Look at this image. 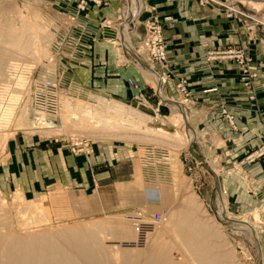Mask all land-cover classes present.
<instances>
[{
    "label": "rangeland",
    "instance_id": "obj_1",
    "mask_svg": "<svg viewBox=\"0 0 264 264\" xmlns=\"http://www.w3.org/2000/svg\"><path fill=\"white\" fill-rule=\"evenodd\" d=\"M240 1H244L243 4L248 6L252 13L256 12L260 18L262 17L261 20H264V0H258L263 3L257 7L255 4L245 3L246 0ZM58 6L56 0H0V53L11 48L8 40L14 34L24 32L30 37L31 43V47L24 55H18L19 57L16 59L14 55L10 57L13 59L7 64L11 65L6 66L10 67L9 69L0 62V234L14 230L23 232L25 227L34 232L40 230L48 232L52 228L64 226L66 223L84 221L83 224H86L89 220L125 211L147 216L151 223L158 228L160 239L168 242L174 251L172 255L175 258L180 257L182 264H198L167 228L165 222L168 212L176 211L177 213L182 210V198L187 197L193 200L192 210L188 214L189 218L204 223L203 232L211 231V235L203 233L201 238H205L203 240L204 247L208 250V256L214 264H264V210L258 206V202L254 199L255 206L254 202L244 199L243 201L246 203L243 205L244 202H239V208V204L234 199H230L229 192L225 190L228 189L226 187L229 186L231 178H233L231 171L234 175L240 173L241 178L245 176L242 174L243 171H239L240 162L247 166L252 162L264 159V157H260L252 162H246L262 141L260 133V142L239 155V164L234 161L221 165L214 151L209 159L204 156L203 158L206 160L204 161L197 146L194 145L192 151L188 148V138L190 137L187 136L189 133L187 134L185 131L184 115L177 121L178 123H173L170 118L179 111L172 107H169V110L164 109L149 90L144 93L140 92L139 99L134 96L135 98L128 101L104 94L100 97L97 96L100 95L99 93L93 91L89 92L87 98H81L75 95L71 89L67 90L70 93L67 96L63 91L64 87H60L61 106L56 113H47L36 108L31 101L35 84L49 79L57 82L63 77L62 70H59L57 65L58 56L55 54L53 43L56 40L53 24L56 21ZM226 19L230 20V18ZM230 22L233 24L230 29L235 34H241L244 32L243 28L248 29L252 25L242 16L230 20ZM48 29L50 30L48 31ZM14 30L16 31L14 32ZM47 32L52 33V37L46 44L42 36ZM254 32H257L258 38L261 35L264 37L263 28H256ZM143 35L139 40L137 50L142 48ZM103 42L117 46L112 41ZM211 48L225 50V52L228 48L247 50L246 45L239 37L229 40V42L225 41L220 47L213 46ZM211 48H208L206 52H209ZM14 50L16 48H13ZM206 52L204 53L206 60H219L218 58H208ZM248 52L249 67L254 74L251 79L252 86L254 79L258 76L259 69L252 63L250 51ZM140 54L141 57L147 59L144 53L140 52ZM223 61L228 65L236 66L233 58H224ZM104 62L105 60L101 59L99 64ZM12 66L13 68H11ZM152 70L156 73L154 67ZM159 73L163 74L162 71ZM240 75L241 73L238 72V78L241 81ZM161 77L163 76L161 75ZM146 80L153 84L148 75H146ZM247 81L250 82V79ZM241 82L243 84V81ZM126 84L133 89L128 82ZM91 93L95 95L90 96ZM63 95L69 98V107L62 104L66 99L63 98ZM84 107H88L92 111L98 110V113L106 119L102 117L103 119L100 118L101 122L95 123L94 119L83 110ZM37 111L42 112L48 119H52V124H42L44 128L38 129L39 125L33 118ZM155 120H159L161 125H168L172 131H162L155 125ZM165 131L167 135L164 134ZM20 136L26 139L24 148L29 151V157L17 159L16 155L7 152L6 144L12 141L10 138ZM39 141L46 142L49 148L58 146L71 154L88 153L91 144L107 146L111 143L115 148H124L121 149L124 155L121 159L116 160L113 166L106 165L105 161L90 165L84 174L85 166L77 167L74 174L70 175L76 176L73 183L63 182L58 185L52 182L41 185L37 183L40 177H36L37 182L30 180V176L36 168V161L30 157H36L35 149L38 151L46 146L38 143ZM100 149L102 150L101 147ZM114 151L116 153L118 148ZM147 154L153 155L154 158L149 159ZM261 163L264 164V160H261ZM137 167L139 171H137ZM214 169L218 171L220 181V174L229 172L230 175L224 179L227 180L224 181V186L221 185L218 188L214 185L215 182L212 179V174H215ZM58 170L56 168L49 174L55 175L59 173ZM105 170L109 171L108 178L94 180L96 173ZM85 172H87L86 180H89V184L77 179L80 177L83 181ZM109 183L113 186L100 187L102 184L109 185ZM145 186L160 190L159 202L150 203L144 200ZM260 187L263 189V186ZM262 189L260 190L263 191ZM219 195L224 196L225 203H223L224 200L221 202L217 200ZM239 197L240 194L235 199L238 200ZM178 202L180 203L178 204ZM41 204L42 208L39 207ZM252 209L254 210L250 211ZM227 216L235 220L230 221ZM241 220L246 222L241 223ZM152 242L153 240L149 239L144 248L138 250H131L128 245L126 246L130 255H141L142 250H145L142 255L144 260L154 248L161 244V241H158L156 245L153 244L150 247ZM106 243H114L108 249L112 250L113 262L118 260L116 263L121 264V245L115 244L114 241ZM146 245L149 246L146 247ZM137 261L138 257H131L129 263L136 264Z\"/></svg>",
    "mask_w": 264,
    "mask_h": 264
},
{
    "label": "crops",
    "instance_id": "obj_2",
    "mask_svg": "<svg viewBox=\"0 0 264 264\" xmlns=\"http://www.w3.org/2000/svg\"><path fill=\"white\" fill-rule=\"evenodd\" d=\"M199 1L103 0L99 5L90 4L88 11L77 18L78 23L88 21L91 26L89 28L93 35L90 36L93 40L87 42L90 48L83 53L81 48L74 49L68 42L55 51L58 56V68L63 71L60 83L62 86L69 85V89L81 98H87L89 92L93 91L99 93L97 96L100 97L104 94L130 101L135 98L134 96L139 99L140 92L149 90L164 109L169 110V107H172L184 115L185 131L191 135H187L190 137L187 146L191 151L195 145L204 161H206L204 156L209 159L215 152L221 165L234 161L239 164V155L260 142L259 133L264 129V37L261 35L262 32L261 37H257L254 29L259 27L253 24L248 29L243 28L244 34L233 33L230 29L233 24L225 18L220 7L212 2L200 4ZM56 4L59 5V9L56 11L55 22L58 27L55 30L56 36L61 37L59 33L66 32L70 25L75 26V23L66 17L65 12L68 10L71 15L74 14L72 6L75 2L56 0ZM152 16L159 19L169 17L162 31L169 70L165 73V68L153 65L156 71L164 73V78L154 73L150 63L135 52L144 33L145 22ZM82 34L87 35V32L83 31ZM112 36L120 40L118 47L103 42L110 41ZM238 37L250 51L252 63L259 69L251 88L244 86L239 80L235 65H228L222 60H206L204 55L208 48L220 47L225 41L229 42ZM127 41L132 42L133 46L128 45ZM101 59L105 60L103 64H99ZM146 75L154 76L152 77L154 84L146 80ZM127 79L137 83L140 90L128 87ZM178 79L185 80L190 92L191 99L186 102H181L182 98L175 89L174 85ZM223 90H230L228 106H231L234 113V127H229L228 122L223 120L218 109L210 102ZM10 139L12 141L6 144L9 154L16 155L17 159L29 157V151L24 148L25 137ZM38 143L46 146L38 151L35 149L36 157H30L36 161V168L30 180L37 182L36 177H40L37 183L41 185L52 182L58 185L63 182L73 183L76 176L70 175L74 174L77 167L85 166L84 174L90 165L105 161L106 165L113 166L116 160L124 155L121 150L124 148L117 147L118 151L115 153L114 150L117 148L111 143L107 146L91 144L89 152L85 154H71L58 146L49 148L44 141ZM56 168L59 169V173L49 174ZM239 171H243L244 179L240 177V173L234 175L232 171L230 172L233 178L226 187L228 189H225L229 192V198L234 199L239 208V202L243 203L244 199L254 202V206L256 200L258 206L264 210V164L261 160L247 166L240 162ZM18 173L20 174V171ZM228 173L220 174L221 181L212 174L214 185L218 188L224 186V179ZM86 175L87 172L83 181L80 177L77 179L89 184ZM109 176V171L105 170L96 173L94 180ZM112 186L110 183L100 185ZM260 186H263V189ZM159 192V189L154 190L150 186H145L144 200L150 203L159 202ZM238 194L240 197L236 200ZM217 200L226 202L223 195H219Z\"/></svg>",
    "mask_w": 264,
    "mask_h": 264
},
{
    "label": "bare ground",
    "instance_id": "obj_3",
    "mask_svg": "<svg viewBox=\"0 0 264 264\" xmlns=\"http://www.w3.org/2000/svg\"><path fill=\"white\" fill-rule=\"evenodd\" d=\"M245 3L255 4L257 7V5H261L263 2L262 1L259 2L258 0H246ZM87 11L88 10L77 9L74 12V14L71 15L68 10H65L66 17L69 18L70 21L74 22L75 26L77 25L76 23L77 15L83 16V14L86 13ZM222 12L225 16V13L223 10ZM252 15L257 16L258 14L253 11ZM258 18L259 19H255V22H254L255 24L253 25L257 26L259 25L258 24L259 22L264 26V20H261L260 17ZM53 25L55 28L58 27L56 22ZM163 28H164V24L161 28V33L163 31ZM49 30L50 29H48V31ZM15 31L16 30H14V32ZM55 35H56V30H55ZM42 37L45 43L47 44L51 40L52 33L47 32ZM31 38H33L32 35H31ZM110 41H112V43H115V44H117V41H118L117 47L120 44V40H118L114 36L110 38ZM53 43H54V51H57L63 46H65L68 42L65 40L62 41V37L56 36V40H54ZM8 44L10 45L11 48L9 50L7 49L8 51L6 52L0 53V57L2 58L0 62L1 64H4L5 67L7 65H11V64H7L8 61L13 59V58L10 59L11 56L14 55L16 59V57H19L18 55H24L27 52L28 48L31 47L30 37H28L24 32H22L21 34H14L13 37L12 36L9 37ZM127 44L130 46L131 45L133 46L132 42L130 41L129 42L127 41ZM12 47L16 48V50L13 51ZM36 50L38 51V49ZM42 50H45V49L42 48ZM164 50L166 54V42L164 43ZM135 52H137L138 56L141 55L140 50H135ZM36 55H37V52H36ZM45 56H47V54H45ZM145 60L147 59L145 58ZM148 62H150V65L152 66L151 69H153L154 64H152L150 60ZM167 65H168V60H167ZM155 66L158 67V65L156 64ZM11 68H13V66ZM156 73L160 76L161 75L163 76L164 74V73L160 74L158 71H156ZM62 75H63V71H62ZM152 77L154 78V76ZM152 77H150V80L154 84V80ZM137 86H138V89H135V90L139 91L140 87L138 84ZM60 87H66L64 88L63 91L66 93L67 96L68 94H70L67 91L70 86L69 85L61 86L60 80H58L57 82L55 80H50V79L41 81L38 84H35L34 90L31 94V101H33L34 105L38 109H42L46 111L47 113H56L61 106V103H60V100H61V97H60L61 90L60 89L61 88ZM46 89H53V90L51 92H47ZM66 95H63L64 96L63 98H66V99H64V102L62 104L69 107L70 101L68 100L69 98ZM183 101L186 102L185 100L182 99L181 102ZM83 110H85L87 114H89L91 118L94 119L95 123L97 121L101 122V119L103 118L106 119V117H104L103 115L101 116V114L98 113V110L92 111L88 107H84ZM33 116H34L33 117L34 121L37 122L39 126L41 125V127L38 126V129H42L43 127L42 124H49V125L52 124V119H48V117H46L42 112L37 111ZM181 117H183L182 114L178 112L177 114H174L170 119L172 120L173 123H176L179 119H181ZM105 123H108V122H105ZM155 125L161 128L162 131L163 130L172 131V128H169L168 125H163V124L161 125V122L159 120H155ZM164 134L167 135L166 131L164 132ZM216 171L217 170H215L214 173H215V176L218 178L219 177L218 171L217 172ZM224 181H227V180H224ZM179 203L180 202H178V204ZM192 206H193L192 199L187 198V197H185V199L182 198V205H181L182 210L177 213L176 211L175 212L173 211L171 213L168 212L167 219L165 217L167 228L180 241L181 245H183V247L186 249L189 255L198 264H214V262L211 261L208 256V253H207L208 250L204 247L203 240L205 238H201L203 233H206L207 235L208 234L211 235V231L205 230L203 232L205 228L204 223L196 222L195 220L189 218L188 214L189 212H191ZM39 207L42 208L43 205L41 204ZM255 217L257 216L255 215ZM227 218L230 221L235 220L233 218H230L229 216H227ZM244 222L246 221L241 220V223H244ZM83 223L84 221H81L80 223L79 222L66 223L64 224V226L57 227L54 229L52 228V230H49L48 232L47 231L41 232V230L38 232H34L28 227H25L24 228L25 230L23 232H18L15 230L13 232H8V233L3 232L0 234V264H115L118 260L116 262H113L114 260L112 259H114L113 258L114 256H113L112 250L108 249L114 243H111V244L106 243L110 241L116 242L115 244H118L119 246L121 245L120 246V251L122 253V263L121 264H130L129 261L131 257H134V258L138 257V261L136 264H141V263L143 264H182L181 258L180 257L175 258L172 255V252H174L172 247H170L167 241L160 239L158 228H156V226L151 223V220L148 219L147 216L145 215H142V214L135 215V214L127 213L124 211V212H119L117 214H112V215L103 216V217L89 220V222H87L86 224H83ZM149 239L153 240V242L150 244V247L153 244L156 245L158 241H161V244L160 246L154 248L151 254H149L146 257V259L143 260L144 257H142L143 252H145V250L144 251L142 250L141 255L139 254L130 255V251L127 250L126 245H128L131 250L132 249H135V250L142 249L144 248L145 244L148 242ZM122 245L124 246L122 247ZM147 246L149 245H146V247Z\"/></svg>",
    "mask_w": 264,
    "mask_h": 264
},
{
    "label": "built area",
    "instance_id": "obj_4",
    "mask_svg": "<svg viewBox=\"0 0 264 264\" xmlns=\"http://www.w3.org/2000/svg\"><path fill=\"white\" fill-rule=\"evenodd\" d=\"M75 5L72 6L74 11L77 9L88 10L90 4L99 5L102 0H74ZM205 2H214L221 10L224 11L225 17L230 18L232 21L235 18L243 17L248 20L251 24H255V19H259V15H252V11H250L248 6H245L243 2L240 0H200L201 4ZM252 10V9H251ZM78 18V15H77ZM262 18V17H261ZM169 20V17H163L162 19L157 18L156 16L150 17L144 25V37L141 41V50L140 52L144 53L147 56V59L152 62V64L158 65L160 68H165V73L168 72L169 67L167 65V56L164 50V38L162 37L161 28L165 22ZM76 26H68L67 31L63 33H59L62 36V41L65 40L70 42L74 45V49L81 48L83 53H86L87 50L90 48L87 42L90 40L92 41L93 38L90 36L93 33L90 31V24L88 21H84L83 23H78L76 19ZM259 27L264 29V26L258 22ZM262 25V26H260ZM83 31L87 32V35L82 34ZM80 40V41H79ZM208 58L211 59H219L222 60L224 58L232 59L236 63L237 72L241 73L240 78L243 81V85L251 88V79L253 78L254 74L250 70L249 67V57L248 52L244 48H228L227 51H221L220 49L211 48L210 51L206 52ZM250 79V82L247 80ZM127 82L131 85L132 88L138 89V86L135 82L131 79H127ZM249 84V85H247ZM175 89L180 95L182 96L183 100L187 101L191 99L190 92L186 85L184 79H178L175 83ZM53 89H46L47 92H51ZM40 93V92H39ZM230 90H223L219 92V96L216 95L214 100H211L213 106L218 109V113L221 115L223 120L225 119L229 124L230 127H234L233 123V116L234 113L231 109V106H228V102L230 99ZM262 141L254 150L249 158H247L246 162H252L255 159L260 157H264V129L260 131ZM148 155V154H147ZM149 159H153V155H148ZM264 160V159H261Z\"/></svg>",
    "mask_w": 264,
    "mask_h": 264
}]
</instances>
